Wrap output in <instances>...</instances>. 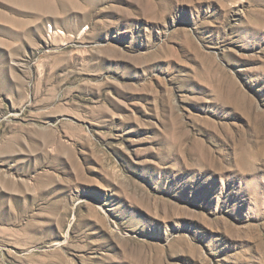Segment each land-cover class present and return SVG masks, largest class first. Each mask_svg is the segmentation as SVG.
I'll use <instances>...</instances> for the list:
<instances>
[{"label":"rangeland","instance_id":"374dc122","mask_svg":"<svg viewBox=\"0 0 264 264\" xmlns=\"http://www.w3.org/2000/svg\"><path fill=\"white\" fill-rule=\"evenodd\" d=\"M0 264H264V0H0Z\"/></svg>","mask_w":264,"mask_h":264}]
</instances>
